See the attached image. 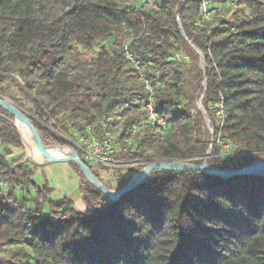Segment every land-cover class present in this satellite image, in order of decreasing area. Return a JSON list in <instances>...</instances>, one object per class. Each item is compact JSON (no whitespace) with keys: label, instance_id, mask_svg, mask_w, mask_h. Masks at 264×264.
I'll list each match as a JSON object with an SVG mask.
<instances>
[{"label":"trees","instance_id":"obj_1","mask_svg":"<svg viewBox=\"0 0 264 264\" xmlns=\"http://www.w3.org/2000/svg\"><path fill=\"white\" fill-rule=\"evenodd\" d=\"M203 1L211 15L200 25ZM226 1L153 0L127 10L91 2L48 24L0 14V96L22 110L32 140L56 150L68 143L43 125L49 120L74 139L87 126L99 136L103 121L120 115V142L131 139L133 149L118 159L201 166L211 148V168L254 165L264 155V0H234L224 17L216 6ZM126 43L159 84L153 109L167 126L162 139L148 129L130 136L147 93L125 59ZM13 122L0 107L5 155L22 148ZM225 145L235 154L221 155ZM78 156L98 181V169ZM70 164L84 213L69 198L51 201L53 190L33 182L28 162L0 155V264H264V178L154 170L111 200ZM115 176L118 191L129 176Z\"/></svg>","mask_w":264,"mask_h":264},{"label":"rangeland","instance_id":"obj_2","mask_svg":"<svg viewBox=\"0 0 264 264\" xmlns=\"http://www.w3.org/2000/svg\"><path fill=\"white\" fill-rule=\"evenodd\" d=\"M91 2H100V3L113 2L125 10L131 7H139L140 5H142V0H12L9 2L0 0V14L8 16V17H17V18L28 16L34 19H38L39 21L45 24H48V23H51L56 18H58L64 11L74 6H80L82 4L91 3ZM216 7L222 9L224 17H227L233 11V8H236V7H232L231 3L227 1L221 3L220 5ZM238 8L239 10H244L243 6H239ZM212 14H214V12H212ZM14 79L19 81V78L18 79L14 78ZM11 90H12L11 94H13V96L16 97V100L20 103L21 106L24 107L25 111L32 109V105L28 100H26L21 95H19L15 89L12 88ZM0 97L4 99L7 103H9L10 105L16 107L8 98L2 97V96ZM199 103H200V100L197 102V109H198ZM17 109L22 111L20 108H17ZM206 127H207L208 132L211 133L212 130L209 124V120H208V124ZM210 136H212V134H210ZM34 143L38 144L35 141ZM42 147L47 148V149L52 148V147H45V146H42ZM9 149L11 151V154L5 155L3 148L0 146V155H4L5 160L8 163H10L11 161L17 160V159L23 162L25 161L22 148L20 149L9 148ZM210 150L211 148H208L207 154L209 153V156L208 157L205 156L202 162V164L208 167H210L209 166L210 161L212 160V155L210 154ZM234 154H235V151L233 147L229 145H225L224 150L221 153V155L223 156H230ZM261 160L264 161V155L261 157ZM70 162H71L70 160H60L59 159V161L51 162L49 164L42 165V166H32L31 164L29 165L31 167H34V170H35L33 182L38 187H41L45 182H47L49 187L53 189L49 197L51 201H57L62 198H69L73 202V208L77 211L78 208L82 207L83 203L81 201L79 191H78L79 180L77 179L76 175L72 171ZM118 162L120 163L125 162L126 164L132 163V162H128L122 159H119ZM141 166H144V164H142ZM138 167L139 166L126 167L125 169L119 168L118 170H116L115 174H118L120 170L123 176L133 177L134 174L137 172ZM98 174H99L98 182L106 189L115 192L116 187H117L116 182H115L117 179V176H115V174H111L108 172H99Z\"/></svg>","mask_w":264,"mask_h":264},{"label":"built area","instance_id":"obj_3","mask_svg":"<svg viewBox=\"0 0 264 264\" xmlns=\"http://www.w3.org/2000/svg\"><path fill=\"white\" fill-rule=\"evenodd\" d=\"M142 1H147L149 5L152 6L153 0ZM230 3L232 7H236L234 0H231ZM209 6V2L207 1H203L201 3V8L199 11L200 25L204 21H208L210 19L211 12L209 11ZM234 9L235 8H233V10ZM213 26L215 27L216 25ZM126 47L127 43L123 46L125 51V59L129 62V65L135 69L137 79L139 82H141L143 89L147 93L145 103L142 105V107L136 109V117L138 118V123H136L132 127L130 136L133 137L138 132L148 129L162 139L166 135L167 126L164 118L153 109V89L154 87L158 88L159 84L156 83L155 86H153L151 82L146 79L141 68L137 64L136 59L130 52L127 51ZM175 59L178 61H187V57L183 55H176ZM13 77L18 79L17 75H13ZM217 117L219 119L223 118L220 112L217 113ZM123 120L124 117L120 115L107 118L102 123L103 129L99 136L96 134L93 127L87 126L85 128V133L76 135L74 139L63 135L58 130L54 129V122L52 120H49L47 124L43 125L51 133L57 135L68 143V146L62 149L74 150L89 166L98 168L99 172H108L111 174H115L116 170H118L119 168L125 169L126 167L141 166L142 164H144V166L146 167L149 164L156 163L154 161L147 163L135 162L131 164L118 162L119 155L126 154L129 150L133 149V141L131 139H126L123 142H120L119 126L123 122ZM138 172L140 171H137V173Z\"/></svg>","mask_w":264,"mask_h":264},{"label":"water","instance_id":"obj_4","mask_svg":"<svg viewBox=\"0 0 264 264\" xmlns=\"http://www.w3.org/2000/svg\"><path fill=\"white\" fill-rule=\"evenodd\" d=\"M200 103L198 105V110L202 113V115L205 119V123L207 125L208 124V118L206 116L205 111L201 107ZM0 107L2 109L6 110L7 112H9L10 114H12L14 117L13 126L16 128V130L19 134V137L21 140V147H22L23 154H24V160L26 162H28L32 166H42V165L49 164L51 162L59 161V159L55 160L54 158H45L44 159V158H33V157H31L29 154V147H30L31 143H33L34 141L31 138V132H30L29 124L27 123L22 111H20L16 107L10 105L4 99H1V98H0ZM17 119L20 120L21 125H22V130H23L22 135L20 134V132L17 128ZM211 134H212V132H211ZM210 147H211V143H210ZM42 148H44V147H42ZM44 149H47V148H44ZM56 151L58 154H61V153L68 154L69 159H66V160H70V161L74 162L76 164V166L78 167V169L80 170V172L82 173L83 177L93 187H95L97 190L102 192L106 197L110 198L111 200H117L123 194L131 191L135 186L139 185L146 178L148 173H150L151 171H154V170L200 171V172L205 173L207 175L214 176V177L221 178V179H230L233 177H240V176H256V177L264 178V161L258 162L254 165H251V166L239 168V169L234 170V171L218 170V169L208 167L204 164H202L201 166H193V165H189V164L179 162V161H162V162H156L154 164H149L144 169H142L140 172H138V173L136 172L133 177L129 176V180H128L127 184L123 188H121L120 190L114 192V191H110V190L106 189L97 181V179L93 176V174L87 168V166L83 162H81L78 154L74 150L60 149V150H56ZM208 156H209V153L206 154V157H208ZM135 176H137L136 179H134Z\"/></svg>","mask_w":264,"mask_h":264},{"label":"bare ground","instance_id":"obj_5","mask_svg":"<svg viewBox=\"0 0 264 264\" xmlns=\"http://www.w3.org/2000/svg\"><path fill=\"white\" fill-rule=\"evenodd\" d=\"M17 128L20 132V134H23L22 130V125L19 119H17ZM29 154L33 158H54L55 160L60 159V160H66L69 159V155L65 153L58 154L57 151L53 148L50 149H44L42 146L36 144V143H31L29 147ZM137 176L134 177L136 179Z\"/></svg>","mask_w":264,"mask_h":264},{"label":"crops","instance_id":"obj_6","mask_svg":"<svg viewBox=\"0 0 264 264\" xmlns=\"http://www.w3.org/2000/svg\"><path fill=\"white\" fill-rule=\"evenodd\" d=\"M78 179V178H77ZM47 183V182H46ZM48 184V183H47ZM48 187H49V185H48ZM50 188V187H49ZM52 189V188H51ZM53 190V189H52ZM80 195V194H79ZM77 211L78 212H80V213H84L85 212V208H84V206L82 205V207H80V208H78L77 209Z\"/></svg>","mask_w":264,"mask_h":264}]
</instances>
